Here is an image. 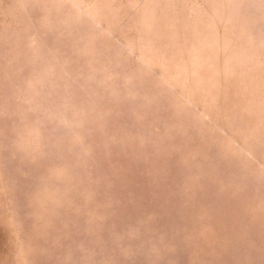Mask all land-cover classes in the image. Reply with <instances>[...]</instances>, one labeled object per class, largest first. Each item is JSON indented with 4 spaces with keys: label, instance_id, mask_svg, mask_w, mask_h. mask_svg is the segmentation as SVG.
Listing matches in <instances>:
<instances>
[{
    "label": "rangeland",
    "instance_id": "374dc122",
    "mask_svg": "<svg viewBox=\"0 0 264 264\" xmlns=\"http://www.w3.org/2000/svg\"><path fill=\"white\" fill-rule=\"evenodd\" d=\"M0 264H264V0H0Z\"/></svg>",
    "mask_w": 264,
    "mask_h": 264
}]
</instances>
